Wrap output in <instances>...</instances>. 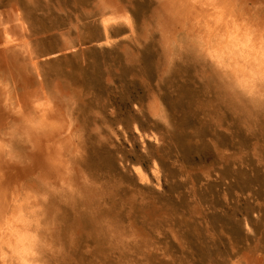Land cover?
<instances>
[{
	"label": "rangeland",
	"instance_id": "1",
	"mask_svg": "<svg viewBox=\"0 0 264 264\" xmlns=\"http://www.w3.org/2000/svg\"><path fill=\"white\" fill-rule=\"evenodd\" d=\"M25 1L0 0L2 50L10 43L16 51L18 39L48 75L63 34L81 39L86 60L74 61L70 78L89 93L74 146L82 170L109 186L96 206L120 228L145 229L152 244L168 247L171 256L153 264H216L247 249L264 254V101L243 116L229 100L209 110L218 91L199 65L164 49L158 0H118L130 23L111 12L95 15L96 0ZM17 2L22 18L15 21L9 8ZM155 99L167 122L150 113ZM82 220L88 227L90 215ZM82 235L58 246L63 264H122L110 245Z\"/></svg>",
	"mask_w": 264,
	"mask_h": 264
},
{
	"label": "bare ground",
	"instance_id": "2",
	"mask_svg": "<svg viewBox=\"0 0 264 264\" xmlns=\"http://www.w3.org/2000/svg\"><path fill=\"white\" fill-rule=\"evenodd\" d=\"M158 2L155 15L161 20L156 26L164 49L170 55L184 54L199 65L218 91V98L210 100L207 108L215 112L218 102L224 100L242 116L244 111L260 108L264 101L260 83L264 80V0ZM21 7L18 2L10 5L15 21L22 18ZM93 11L95 15L111 12L130 23L118 0H96ZM62 37L59 58L50 52L47 59L48 75L18 39L13 41L19 45L16 51L10 43L5 50L0 47V264H63L58 246L70 242L75 234L81 238L83 232L100 245H110L108 250L118 254L122 264H153L155 259H165L170 255L166 245L152 244L153 237L145 229L133 231L127 224L120 228L108 216L110 212L96 206L109 186L82 170L74 146L80 126L78 112L89 92L84 83H73L70 75L74 61L86 60L85 52L81 39ZM149 111L167 122L158 100L151 101ZM138 170L145 183H153L146 172ZM84 215H90L88 227ZM259 251H236L234 257L216 264H264V254Z\"/></svg>",
	"mask_w": 264,
	"mask_h": 264
},
{
	"label": "clouds",
	"instance_id": "3",
	"mask_svg": "<svg viewBox=\"0 0 264 264\" xmlns=\"http://www.w3.org/2000/svg\"><path fill=\"white\" fill-rule=\"evenodd\" d=\"M262 86H264V80H260Z\"/></svg>",
	"mask_w": 264,
	"mask_h": 264
},
{
	"label": "snow or ice",
	"instance_id": "4",
	"mask_svg": "<svg viewBox=\"0 0 264 264\" xmlns=\"http://www.w3.org/2000/svg\"><path fill=\"white\" fill-rule=\"evenodd\" d=\"M249 94L251 95V92Z\"/></svg>",
	"mask_w": 264,
	"mask_h": 264
}]
</instances>
